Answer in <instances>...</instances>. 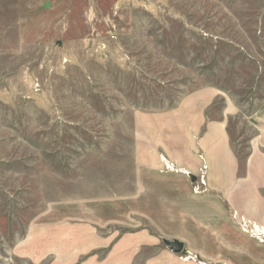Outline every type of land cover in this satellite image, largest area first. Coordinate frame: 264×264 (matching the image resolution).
<instances>
[{
  "label": "rangeland",
  "instance_id": "374dc122",
  "mask_svg": "<svg viewBox=\"0 0 264 264\" xmlns=\"http://www.w3.org/2000/svg\"><path fill=\"white\" fill-rule=\"evenodd\" d=\"M221 137L264 150V0H0V264L197 263L163 241Z\"/></svg>",
  "mask_w": 264,
  "mask_h": 264
},
{
  "label": "crops",
  "instance_id": "0c3cea01",
  "mask_svg": "<svg viewBox=\"0 0 264 264\" xmlns=\"http://www.w3.org/2000/svg\"><path fill=\"white\" fill-rule=\"evenodd\" d=\"M216 143L206 157L210 167L209 190L199 197L182 198L185 208L181 210L180 240L173 239V242L182 244V253L193 254L204 264H264V247L241 233L230 218L235 208L264 226V150L251 152L247 167L242 169L245 177L241 178L239 171H242L233 150L225 147L228 144L223 137L216 139ZM143 240L128 236L123 240L128 243L118 247L123 248L124 254L133 253L130 256L135 259L143 249L156 247V238L145 237L144 244ZM165 257L166 264H179L175 256ZM153 258L152 262L157 261V257Z\"/></svg>",
  "mask_w": 264,
  "mask_h": 264
},
{
  "label": "water",
  "instance_id": "95a60500",
  "mask_svg": "<svg viewBox=\"0 0 264 264\" xmlns=\"http://www.w3.org/2000/svg\"><path fill=\"white\" fill-rule=\"evenodd\" d=\"M189 179L191 182H195V178L193 176H189ZM164 245L174 254H180L182 253L183 246L177 241L174 242H168V241H163Z\"/></svg>",
  "mask_w": 264,
  "mask_h": 264
},
{
  "label": "built area",
  "instance_id": "2783aa9c",
  "mask_svg": "<svg viewBox=\"0 0 264 264\" xmlns=\"http://www.w3.org/2000/svg\"><path fill=\"white\" fill-rule=\"evenodd\" d=\"M171 168H172V167H170L169 169L172 170ZM190 175H191V174H188L187 177L189 178ZM191 176H192V175H191ZM251 232L253 233V230H251Z\"/></svg>",
  "mask_w": 264,
  "mask_h": 264
}]
</instances>
